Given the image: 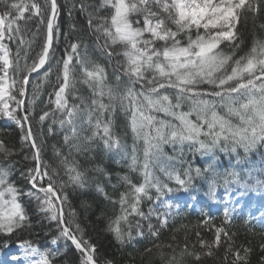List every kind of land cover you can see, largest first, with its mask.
I'll return each mask as SVG.
<instances>
[{
	"label": "snow or ice",
	"instance_id": "1",
	"mask_svg": "<svg viewBox=\"0 0 264 264\" xmlns=\"http://www.w3.org/2000/svg\"><path fill=\"white\" fill-rule=\"evenodd\" d=\"M64 7L83 18L90 43L60 48L69 33L58 0H0V118L20 132L18 148L0 138V264H56L69 247L76 264H118L82 226L89 201L72 205L70 193L93 189L111 205L99 218L122 264H264V203L254 215L251 199L264 197V0ZM45 134L61 137L51 161ZM26 150L20 186L13 157ZM121 152L127 171L113 184L93 162ZM213 207H222L219 224ZM197 209L200 219L185 223ZM245 209V224L259 219L261 229L238 244L231 226Z\"/></svg>",
	"mask_w": 264,
	"mask_h": 264
},
{
	"label": "trees",
	"instance_id": "2",
	"mask_svg": "<svg viewBox=\"0 0 264 264\" xmlns=\"http://www.w3.org/2000/svg\"><path fill=\"white\" fill-rule=\"evenodd\" d=\"M70 2V0H58V4L61 6L60 14H59V24H60V30L62 33H69L68 39L65 40L64 36L61 35V37L58 40V44L60 48H64L65 45L69 42L74 40L77 37H81L85 40L86 43H90V41L87 40V36L83 31H80L82 25L84 24L83 18L79 15V13H74L73 18L70 20L68 16L67 9L64 7L65 3ZM264 23V14H261L259 20L257 21V24ZM75 24L77 31L71 32L70 31V25ZM251 21H249V27L248 29H242V31L245 32V45L244 50L246 51L248 47L251 45ZM259 31V29H257ZM91 56H93L94 59H99V53L95 52L94 50L90 49ZM240 55H243V51L239 53ZM101 63L104 61L101 59ZM48 91H51L49 88ZM47 99V95L44 97ZM41 105L37 106V111H39V107ZM35 130V126H34ZM46 131V129H45ZM119 131V129H118ZM19 128L18 126L8 120L7 118H0V138H3L5 140V143L8 144L10 147L15 145L17 148L19 147ZM60 135H54V136H48L45 134L43 137L44 144V159L47 161H51L53 151L52 146L59 144L60 142ZM40 141V138L38 137V143ZM126 143L131 146L132 140L129 136L126 139ZM165 152L169 154H173V150L169 146H165ZM116 153H102L100 158L97 161H94L93 163H101L102 167L106 169V171L112 176V183H116L115 176L117 173H124L127 171L126 168V161L123 160V158H119V156ZM24 155L31 156V153L27 150L25 153L19 156H14L13 159L16 161H19V163L16 165L17 171L15 172L14 176L12 177L14 180H17L18 185L22 186V181H19V170H24L26 167L31 166V161L24 160ZM255 161L259 160V154H257L254 157ZM119 161V162H118ZM81 164L85 165L86 167L89 165H86L83 160H81ZM92 175V174H90ZM101 181L105 184L108 183L107 180H105L103 177L100 178ZM123 190V189H121ZM107 191L111 192L112 189L109 187L107 188ZM70 199L72 201V205L76 206L79 204L80 199H87L89 203L91 204V207L87 212L81 213V223L82 226L86 228L89 235L93 236L98 240V242L102 245L101 252L105 255L114 256L116 257L118 264H122L120 254L115 250V248L111 245V237L107 235L104 232V220L99 218L101 217V212L105 209H109L111 205L107 204L106 201H104L102 196H99L95 193L94 189L91 191L89 195L77 197L75 194L70 193ZM146 207V205H145ZM211 215L216 217V223L219 224L222 220V212L212 211ZM200 217L198 216V212L192 211L187 220L184 221L185 223L191 222L195 223L198 221ZM245 219H247V215L242 213L238 215L232 222L231 230L238 233L237 236V243H244L246 239L252 238L253 232H259L261 229V222H258L257 220H251L249 224H245ZM39 231V229H37ZM205 239H211L212 234L210 232L205 231ZM181 243H183V236L181 234ZM192 242L195 241V237H191ZM61 247L63 248V244H61ZM131 249H127L126 252H131ZM223 250L221 249V252ZM66 255L58 258L56 260V264H76V261L78 259V254L74 250V247H69L66 249ZM255 259V258H254ZM137 264H140L139 260L137 261ZM153 264H159L158 259H154ZM204 264H214V260L209 258L204 261Z\"/></svg>",
	"mask_w": 264,
	"mask_h": 264
},
{
	"label": "rangeland",
	"instance_id": "3",
	"mask_svg": "<svg viewBox=\"0 0 264 264\" xmlns=\"http://www.w3.org/2000/svg\"><path fill=\"white\" fill-rule=\"evenodd\" d=\"M167 154H169V153H167ZM117 155L119 156V158H122L123 157V153L122 152L119 153V154H117ZM169 155H171V154H169ZM259 160H256L257 165H259ZM251 199H252V205H253L252 211H253V214L256 215L255 209L259 208L261 206V204L264 203V197H260V196H257L255 194H253L252 197H251ZM211 210L212 211H216V210L217 211H222V207L221 208L213 207ZM194 211L198 212V209L197 210H194ZM247 212H248V209H245V212L244 213L247 214ZM256 220H259V219H256Z\"/></svg>",
	"mask_w": 264,
	"mask_h": 264
}]
</instances>
